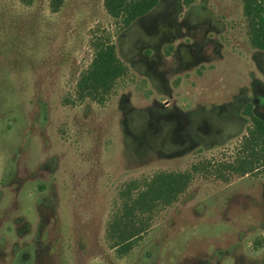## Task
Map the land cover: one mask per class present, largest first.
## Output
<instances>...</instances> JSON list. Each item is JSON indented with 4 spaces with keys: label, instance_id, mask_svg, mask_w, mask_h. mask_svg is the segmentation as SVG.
<instances>
[{
    "label": "rangeland",
    "instance_id": "1",
    "mask_svg": "<svg viewBox=\"0 0 264 264\" xmlns=\"http://www.w3.org/2000/svg\"><path fill=\"white\" fill-rule=\"evenodd\" d=\"M189 2L172 0L178 19L245 20L240 0ZM117 22L103 0H63L56 12L49 0H0V264H170L176 238L182 249L226 244L232 199L264 197L263 172L224 169L238 162V141L190 143L128 126L125 113L142 104L133 72L100 102L78 96L92 43L118 44ZM127 87L130 106L119 103ZM163 172L189 181L168 202L133 206ZM118 218L139 230L122 254L107 236ZM245 222L239 244L249 252L264 229Z\"/></svg>",
    "mask_w": 264,
    "mask_h": 264
},
{
    "label": "flooded vegetation",
    "instance_id": "2",
    "mask_svg": "<svg viewBox=\"0 0 264 264\" xmlns=\"http://www.w3.org/2000/svg\"><path fill=\"white\" fill-rule=\"evenodd\" d=\"M171 2L158 0L134 20L118 21V44L110 40L124 68L110 91L117 80L131 81L130 72L134 80L139 77L134 88L142 104L125 113L128 126L139 130L148 124L166 139L190 143L238 141L239 159H251L250 147L258 159L224 169L264 173V46L259 43L264 37H257L264 31L255 28L264 23L245 17L243 22L178 19L179 8ZM128 87L119 103L130 106ZM232 200L236 219L221 229L226 244L182 249L176 238L170 264H264V230L251 240L249 252L239 244L245 221H254L253 230L264 229V197Z\"/></svg>",
    "mask_w": 264,
    "mask_h": 264
},
{
    "label": "trees",
    "instance_id": "3",
    "mask_svg": "<svg viewBox=\"0 0 264 264\" xmlns=\"http://www.w3.org/2000/svg\"><path fill=\"white\" fill-rule=\"evenodd\" d=\"M28 2L30 0H23ZM63 0H49V6L52 12H56L61 6ZM190 0H183V3L189 4ZM158 0H103V5L107 13L115 20L128 22L145 14L150 10ZM242 12L246 20L264 23V0H241ZM257 31H264V25L256 26ZM257 37H264V33H257ZM261 45L264 43L259 41ZM94 52L87 68L83 70L76 83V92L80 98L89 97L95 101H102L103 97L110 92L112 82L124 71L122 63L118 59L115 46L110 42L109 37L96 39L93 43ZM259 152L250 147V158L258 159ZM251 159H239L235 167L249 165ZM232 166L231 164H224ZM237 170V169H231ZM242 173L244 170H240ZM189 181V174L178 173H159L147 184L146 189L141 192L134 201L133 206L152 209L154 203L158 200L168 202L174 199L185 187ZM125 216L128 214L125 213ZM121 218L114 220L107 230V236L113 239L114 246L119 253H127L132 242L129 239L137 229L126 230L121 226Z\"/></svg>",
    "mask_w": 264,
    "mask_h": 264
}]
</instances>
